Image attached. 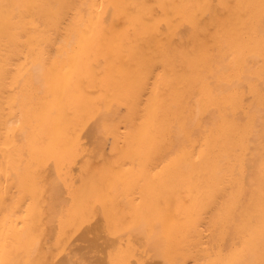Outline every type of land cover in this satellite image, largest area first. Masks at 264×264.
I'll list each match as a JSON object with an SVG mask.
<instances>
[{"label":"bare ground","instance_id":"6f19581e","mask_svg":"<svg viewBox=\"0 0 264 264\" xmlns=\"http://www.w3.org/2000/svg\"><path fill=\"white\" fill-rule=\"evenodd\" d=\"M0 264H264V0H0Z\"/></svg>","mask_w":264,"mask_h":264}]
</instances>
